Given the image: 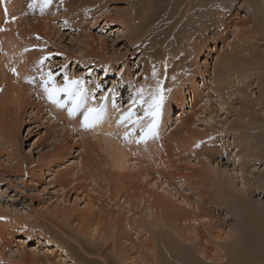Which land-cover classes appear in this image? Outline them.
Segmentation results:
<instances>
[{"label":"rangeland","instance_id":"1","mask_svg":"<svg viewBox=\"0 0 264 264\" xmlns=\"http://www.w3.org/2000/svg\"><path fill=\"white\" fill-rule=\"evenodd\" d=\"M72 1L74 7L82 5L80 11L85 12L88 10L83 2L90 3L94 0ZM97 1V8L104 6V10L97 15L99 17L94 18L91 24L89 19L84 20L80 29H74L75 22L66 20L71 19L73 14L63 7V0H51L44 9V0H0V28L13 32L12 37L20 42L10 54L0 47V51L7 52L3 53L6 61L3 62L4 65H1L0 59V264H94L103 259L109 264H121L115 255L116 247H120L122 256L127 258L126 264H154L159 251L156 236L163 229L159 222L173 211L186 212L183 210L186 208L191 212L192 208L188 210L189 203L200 205L196 192L205 177L209 180L229 181L238 194L248 195L257 202L256 207L264 211V191H256L261 180L264 187V62H252L249 59V63L241 61L240 65H235L242 76L247 77L251 72L253 77V80L249 79L253 87L249 89V95L256 103H261L260 106L257 103L258 106L255 107V116L244 117V114L252 110L253 105L248 110L245 105L247 98L239 93H229L225 97L226 102L217 95L212 96V99L208 98L211 99L208 102L210 105L207 100L201 102L198 99L200 102L196 100L194 108H190L193 93L207 98L210 90L207 91L205 87L211 85L210 78L216 71L220 54L225 52L223 50H229V53L233 51L235 57H241L239 51L243 49L238 33H233L231 28L232 30L226 29L228 33L226 32L225 37L215 36L216 44L211 42V31L207 32L211 39L209 47L196 54V50L189 49L195 30L205 25L207 29L215 28L217 20L214 6H224L226 10L237 8L234 11L240 17L248 16L249 6L246 0H226L224 3L211 5H205L202 0H192L194 5H191L190 13L193 14L185 13L188 4L182 6L181 11H175V0H172V4L164 0H153L148 16L140 22L136 19L138 23H133L131 27L126 22L119 26L107 25L106 18L114 13L123 15L124 18L132 17L129 14L133 9L137 12V2L145 0H128V4L123 0ZM199 17L202 20L199 21ZM256 18L261 23V32H264V21L258 12ZM23 21L26 28L18 30L16 25ZM130 21L133 22L130 19L128 23ZM151 21L150 31L141 37L146 38V42L138 43L142 39L136 36L138 33L141 36L146 23L150 25ZM38 23L47 24L48 28L55 31L46 28L39 30ZM3 31H0V42L4 46ZM124 35L130 42L133 41V45ZM84 50L91 53L87 56ZM185 50L190 53L188 59L184 58L187 53ZM39 51L43 56L41 52L38 54ZM34 55L38 61L47 58L42 72L45 75L49 71L53 72L57 86L63 85L65 75L69 80L83 79L88 103L97 108L105 106L106 113L102 122L104 131L101 128L98 133L117 142L120 147L123 146V150L129 154L128 161L132 159L130 165L115 169L98 155L95 148L89 151L86 146L84 150V144L90 146L93 142L95 146L98 145L95 139L100 136L95 134L93 128L84 129L81 126L82 110L74 116L68 115L67 107L70 104L67 103V97H61L66 107L58 118L48 110V106L39 101L36 92H32L34 103L41 107L43 114H39L35 106L26 111V116L18 119L23 111L20 105H23L25 96L17 101L13 100L9 87L17 84L13 77L17 78L18 71L23 68L24 77L33 75L34 78L33 85L29 83L26 84L27 87L32 90L42 89V73L38 70V61L32 69H25ZM244 55L250 56V52H244ZM182 59L184 67L179 62ZM8 61H14V64L9 65ZM149 64L158 71L163 67L168 68L166 71L169 72L174 68H181L182 72L186 70L184 73L189 71L195 76L197 89H191L190 82L182 87L183 92L180 91L184 105L175 103L174 108L170 109V123L164 118L165 109L168 110L164 106L167 85L169 86L167 76L164 79L159 75L154 80L155 73H144ZM13 68L16 69V75L11 71ZM175 72H166L165 75H182ZM126 75L128 78L124 77ZM190 78L187 77L188 80ZM158 80L165 85H160ZM173 83L178 85L179 81L173 79ZM1 84H5V87ZM158 85L163 89L164 101L156 135L141 140L140 127L134 126V123L119 124L115 117L127 113L130 108L136 116L144 117L147 104L134 105L132 102L138 99L140 89L144 90L145 100H149L150 93ZM173 88L178 90L177 87ZM43 101H48L45 96ZM181 116L190 118L189 127H181ZM163 118L165 121H162ZM150 120L151 117H144L140 124L146 129ZM114 121L120 125L117 130L114 129ZM54 124L59 128L65 125L63 128L82 144L76 143L69 136L64 142H68L64 145V150H70L66 154L56 155V147L61 144L62 139L53 127ZM109 131L112 136L108 134ZM171 132L172 139L166 141L167 149L164 152V147H159L164 145V139ZM10 139H16V148L7 145ZM237 139L240 147L235 146ZM250 145H255L256 151L252 150L249 158H245L247 156L242 153V149ZM157 149L159 153L154 155L152 152ZM204 149L209 151L208 155L201 154ZM167 153H171V156ZM81 162L84 169L76 175ZM225 214L216 215V220L222 221V225L212 223L208 231L202 229L212 245L216 241L212 242L215 239L210 233L214 238L219 237L220 232L225 237L229 229L238 224L233 213L230 218H226ZM237 228L232 233L234 237L217 242L220 245L234 243L238 238ZM164 229L169 231L165 227ZM198 242L194 240L191 247H197ZM32 254L34 256L30 257Z\"/></svg>","mask_w":264,"mask_h":264},{"label":"bare ground","instance_id":"2","mask_svg":"<svg viewBox=\"0 0 264 264\" xmlns=\"http://www.w3.org/2000/svg\"><path fill=\"white\" fill-rule=\"evenodd\" d=\"M63 1H64L63 7L68 12H70V14H73L71 19L67 18L66 20H70V23L75 22V26L73 27L74 29H80L83 26L84 20L88 21V19H89L90 24H91L93 22L94 18H98L99 16H97V15H99V13H101V11L104 10V6H101V8H97V6L99 4V1H97V0H94L93 2H90V3L89 2L88 3L83 2L84 6L88 10L85 12L80 11L82 5H81V7H79V6L74 7V5H73L74 2L72 0H63ZM123 1H125L126 3L129 2L128 0H123ZM164 1L172 4L171 3L172 0H164ZM193 1L192 0H175L173 7H174L175 11H178V10L181 11V7L188 4V7H187L185 13L193 14V13H190L191 7H192L191 5H194ZM202 1L205 3V5H211L213 3H219V2L224 3L226 0H202ZM231 1H235V0H231ZM246 2H247L246 4L249 6V9L247 7V9L249 11L248 16L244 15L243 18L240 17L239 13H237V11L235 13V11H234L237 9L236 7H235L236 9H234V10L231 7L232 10L234 11V12H232V10H226V8L224 6H223V8L220 6H214V11L216 12L215 19L217 20V24L215 25V28L208 27V29H207V27L205 25L204 27H201L200 29L195 30L194 37H192V43L190 44L189 49L196 50L197 51V53L195 52L196 54L202 53L204 51V49H207V47H209L208 43L211 41V39H210V37H208L209 34L207 35V32L211 31L210 34H213V41H211V42L216 44L214 41V38H216L215 36L218 35V37L223 38L228 33V30L226 31V29H231V28L233 29V33H235V32L238 33V35L241 39L240 41H242L241 44H242L243 49H241L240 51L238 50L241 57H235L234 55H236V54H233V51H232V53L231 52L229 53V50H228V52H227V50H223L225 52H222V54H220V59L218 61L216 71L214 70L213 77L210 78L211 85L205 87V89H207V91L210 90L209 91L210 94L208 92L207 98L204 99L206 96L205 97L201 96L200 94H198L196 92L193 93L194 96L191 98V101L193 103L190 107L191 109L194 108V104L196 103V100H198V99H201V102L207 100V104H208V102L211 101L212 96L217 95V97L219 99L225 101V97L228 96L229 93H233V94L239 93L243 97L247 98V104H245V105H247L246 107L248 110H250L252 108V105H253L252 110H250L249 113L244 114V117H248V116L251 117V116L256 115L257 111H256L255 107L258 106L257 103H259V102L256 103V101L254 99H252L251 96L249 95V89L252 87L250 80H253V79H251V78H253L252 75L250 74L251 72H249V75L247 77H244L239 73V70H238V68L235 67V65H240L241 61L242 62L248 61V63H249V59H251V61L253 60L254 62H261V61L264 62V48H263L264 47V44H263L264 32H261V30H260L261 23L256 18V14L258 12V15L262 16V19L264 21V1L263 0H246ZM137 4H138L137 12L133 9V11H131V14H129V15H132V17L129 16V18H124L123 15H119L118 13H114L113 15L110 14V16L108 18H106V19H108V21H106L105 23L107 25L108 24H114L116 26H119L121 24H125V22H126L127 25H129V27H131L133 23H135V24L138 23L136 21V19H139V22L143 21L148 16L147 14H148L149 9L151 8V5H153V0H145V1L137 2ZM44 7L45 6H43L42 9H44ZM195 11H196V13L198 12L197 10H195ZM127 13L128 12L126 11V14ZM179 14H180V12H179ZM76 18H78L77 21L75 20ZM130 19H132L133 22L130 21L128 23V20H130ZM188 19H189V22L192 23L190 21V18H188ZM66 20H65V22H66ZM200 20H202V19H200V17H199V21ZM235 20H238V21H235ZM67 22H69V21H67ZM46 25L45 24L43 25L42 23H38L37 28L39 30L46 28V30L55 31L51 27L48 28ZM148 25L149 24L146 23V25H145L146 27H145L143 33L141 34V36H140V33H138L136 38L140 39L142 36H144V35L146 36V34H148V32L150 31L149 28L152 25V21H151V24L149 26ZM16 26H17L16 28L18 30L23 31L26 28V23H25V21H23V22H20ZM30 26L32 27V24H30ZM5 27H7V26H5ZM28 28H30V27H28ZM86 29H87V27H86ZM32 30H34V28H32ZM136 31H137V29H136ZM3 32H5L4 34H2V36L5 35L4 36L5 37L4 38L5 44L3 46L2 42H0V47L5 48L7 50V52L9 53L10 51H12V49L15 46L20 45V42H19V40H15V37H12L14 35L13 32L10 33V32L5 31V30ZM235 35H237V34H235ZM0 37H1V35H0ZM125 37L126 36L124 35V38ZM239 37H237V38L239 39ZM19 38H20V35H19ZM0 39H2V38H0ZM26 39H27V37H26ZM125 39L130 44H132L133 41L130 42V39L128 37H126ZM145 40H146V38H143L141 41L138 40L137 42L138 43H140L142 41L146 42ZM0 41H2V40H0ZM237 41L239 43V40H237ZM28 43H29V41H28ZM241 44H240V48H241ZM134 45H136V44H134ZM5 49H4V51H5ZM228 49H230V48H228ZM233 50H234V48H233ZM185 51L187 52V50H185ZM0 52H1V58L0 59L2 62L1 65H4L3 62L5 61L4 60L5 57L3 56V53L6 54L7 52L6 51L3 52V50H1ZM40 52L41 51H39L38 54ZM84 52H85V54H87V56L91 53V51H88V50H84ZM244 52H250V56L244 55ZM20 54H22V53H20ZM41 54H42V52H41ZM36 55H34V58L32 57L33 59L28 61L29 63L27 64V67H25V69H28V70L32 69L34 63L36 61H38V58H36ZM42 56H43V54H42ZM94 56L100 57L98 54H94ZM189 56H190V53L187 52L186 55L184 56V58L188 59ZM11 58H13V57H11ZM14 58H16V56ZM19 58L21 59L20 55H19ZM141 60L144 61L143 58ZM8 62L7 63L10 65L14 61H12V62L8 61ZM179 62L183 64L182 67L185 66L184 59H182ZM12 64H14V63H12ZM15 64H16V62H15ZM252 64L253 63H251V65ZM179 66H181V65L179 64ZM260 66H262V65H260ZM0 69H2V68H0ZM20 69H21V67H20ZM153 69H154V67H152V65L149 64L148 68L146 69V71H144V73L145 72L155 73L154 74L155 75L154 80H157V78H159V75L161 76V78L164 77V79H165V76H167L166 82H167V84H169V86L167 85L168 92L166 95L167 99H166V103L164 104V106L166 105L168 107V110L165 109L166 113H164L165 114L164 118H165V120L167 118L168 119L167 122L170 123V121H171L170 114H171L172 108H174V106H175V103L176 104L178 103L182 106L184 105L183 94H181V91L183 92L182 87L187 82H190V84L192 85L191 89H197V88H195L197 86L195 81H194L195 76H194V74L192 76V73L189 71L184 73L186 70H183V72H182L181 68H180V70H176L177 68H174V70L170 71V72L168 70L166 71V69H168L166 67L161 68V71L160 70L158 71L156 69L153 70ZM22 70H23V68L20 71H18L19 76L17 75V78H16V76L13 77V79H15L17 81L16 82L17 84H13V85L11 84L12 86L9 84L10 85L9 90L11 91L10 96L12 97L13 100L17 101L18 99H20V98L22 99L23 96H25V100L23 101L24 102L23 105L22 106L20 105V107H21V109H23V111H22L20 117L18 115V119L19 118L22 119L24 116H26L27 115L26 111L28 109H32L35 106H37L34 103V100L32 98V92L33 93L36 92L39 101H42L43 104L48 106L47 107L48 110L51 111L55 117L59 118L60 115H62L65 111L63 109L57 108L55 105L51 104L49 101L44 102L43 98L45 95L43 93V89L37 88L35 90H32L30 87H27L26 84H29V83L26 82V78H28V77L33 78V75H29L27 77H24ZM166 72H167V74L168 73L173 74L174 72H175V74L176 73L177 74L182 73V75L181 76L175 75V76L169 77L168 75H165ZM188 76L191 77L190 80L187 79ZM124 77L128 78V75H126ZM3 78H4V75H3ZM10 78H12V77H10ZM173 79L176 82L179 81V84L177 85L176 83H173ZM6 82H7V80H6ZM11 82L13 83L15 81L13 80ZM182 82H184V83H182ZM203 82H205V81H203ZM262 82H264V81H262ZM159 83H160V85L163 84L162 81H159ZM1 85L4 86L5 84H1ZM7 85H8V82H7ZM30 85H33V83H30ZM163 85H165V84H163ZM172 85L174 87H177L178 90L176 89L177 90L176 91ZM2 89L4 91V88H2ZM252 89H253V87H252ZM192 92H193V90H192ZM4 93H6V92L4 91ZM230 95H232V94H230ZM45 98H46V96H45ZM208 98H211V99L209 100ZM0 102H2V100H0ZM210 104H208V105H210ZM260 104L261 103H259V106H260ZM166 106H165V108H166ZM261 106H262L261 108H263V105H261ZM37 109H38L37 112L39 114L40 113L43 114L41 107L37 106ZM105 113H106V110H105ZM122 115H124V114H119L115 117L117 122L119 121V119ZM166 115H167V117H166ZM164 118L162 119V121H165ZM189 119L187 117H182L180 123L183 125H181V127L182 126H184V128L189 127L188 126L189 125L188 124ZM60 120H61V118H60ZM66 121H67V119H66ZM68 121H69V119H68ZM61 122H63V121L61 120ZM102 122H100L99 124H97L93 128L94 132H96L95 134L96 135L99 134V136H100V138L95 139L98 142V145L95 146L93 142L89 141V142H91L90 144H92L93 146L92 145L89 146V145L84 144L85 146H82V147L85 150V148L87 146L88 149H86V150H89V151H91L93 148H95L94 150H97L96 152L98 153V155L102 156L101 158L104 159V161L108 162L115 169H122L126 165H130L129 162L132 161V159H130V161H128L129 154L127 153V151H124L125 149L123 150L124 147L123 146L120 147L121 145L117 144V142L110 141L109 139L102 136L101 133H98L100 131V129L104 127ZM113 123H114V129L115 130L119 129L120 125L118 126L115 121ZM162 124H164V123H162ZM59 125H61V124H59ZM53 127L55 129H57V131H58L57 133L59 134L60 139H62L61 144L58 147H56V150H55L56 155L66 154L70 150V149L64 150V145L68 144V142L66 144H64V142L66 141V138H69V136H72L71 139H74L76 141V143H79V144L81 143L78 139L76 140V138L71 134V132H69L68 130L63 128V127H66L65 125L63 127L59 128V126H56L54 124ZM101 130L104 131V128ZM76 132L78 133V131H76ZM115 132H118V131H115ZM108 134L112 136V133L110 131ZM172 136H173V133L171 132L168 137H166L165 139L163 138L164 139V145H161L159 148L164 147V152L167 149L166 145H165L166 141L171 140ZM240 141L242 142V139ZM7 145H11L12 147L16 148V139L8 140ZM239 145L240 144H239L238 139H237V143L235 144V146H239ZM255 147H256L255 145H250L249 147L242 149V153L245 156H247L245 158H249L250 152L252 150L256 151ZM152 153L154 155H156V153H159V149H157L155 152H152ZM254 153L257 154V152H254ZM199 154H200V152L197 154V156ZM201 154H207L208 155L209 151H206V149H204ZM130 155H133V154H130ZM168 155L171 156V153H169ZM194 155H195V153H194ZM130 158H131V156H130ZM109 159L111 160V162H109L110 161ZM100 161H101V159H100ZM138 162H139V160H138ZM134 164L135 163H133V166H134ZM78 167H79V169H78L76 175H78L79 171H81V170L83 171L84 164L81 162ZM178 170H181V169H178ZM79 175H80V173H79ZM261 181L258 182L260 184L257 187V190H256L257 192L260 190H261V192L264 191L263 183H261ZM255 192H254V194H255ZM196 194L198 196V200L200 202V205L198 203V205L196 206V205H194L192 203L190 204L188 202L189 208H190L188 210H191V208H192L191 212L187 211L186 208H183V210L186 212L173 211L168 215L167 218H165V219L163 218L164 220L159 222L161 228H163V229H161L156 236L159 251H157V253H158L157 260L153 261V263L154 264H264V211L262 209L258 208V206L256 207L257 202H254L252 200V198L249 197L248 195L245 196V194H242V195L238 194L235 191V189L230 186L229 181H227V180L224 181L221 179H218L217 181L212 180V179L209 180L208 177L207 178L205 177V179L201 180L200 186H198ZM249 195H253V194H249ZM217 213H226L225 214L226 218H230L232 216L231 214L233 213L234 220L237 221L238 224L231 227L229 229V232L225 234V237H223L224 234L223 233L221 234V232L218 233L219 237H217V238H214L213 235L210 233L211 237L213 239H215L212 242L216 241V243H214V245H212V244H210L208 237L202 231V229H205L206 231H208V228H209L210 224H212V223H216V225H217V223H221V225H222V221L216 220L217 219V217H216ZM158 227H159V224H158ZM164 227L169 229V231L165 230ZM236 227H238L237 228L238 229V238L235 239L234 243H229L226 245H220L217 242V241L223 240L225 238L227 239V238L234 237V236H232V233H234V229ZM236 234H237V232H236ZM175 238H177L178 240H175ZM194 240L199 241V242L197 243V247L195 246V248H192L191 243H193ZM130 250H132V248H130ZM56 252H57V250H56ZM115 255H116L117 260L121 264H126L127 258L122 256V252H121L120 247L115 248ZM33 256H34L33 254H32V256L30 255V257H33ZM35 261L37 263H39V261H37V260H35ZM48 261H50V260H48ZM94 264H109V263L107 262L106 259L105 260L103 259L102 261L101 260L96 261V263H94Z\"/></svg>","mask_w":264,"mask_h":264},{"label":"snow or ice","instance_id":"3","mask_svg":"<svg viewBox=\"0 0 264 264\" xmlns=\"http://www.w3.org/2000/svg\"><path fill=\"white\" fill-rule=\"evenodd\" d=\"M51 3V0H44V6H48ZM31 7V5H29ZM13 20L15 18H12ZM0 31H3L0 28ZM27 51V49H26ZM45 59H41L38 61V70L41 71V87L43 89V93L46 96L47 100L55 105L59 109H64L66 107V103L61 101V97H67V103L70 104L67 107L68 115L74 116L77 112H81L83 117L81 126L84 129H92L97 124L102 122L105 118V106L101 105L100 107L91 106L88 103V96L86 95L85 89L83 87L84 81L83 79H72L69 80L67 75L64 76V83L61 86H57L55 80V74L49 71L46 75L42 72V66L45 62ZM14 75L17 74L16 69H11ZM27 83H33L34 78L28 77L26 78ZM138 99L133 100V104L145 105L147 107L144 109V117H151L150 123L145 129L142 124H140V120L144 117L136 116L135 112L132 108L129 109L127 113L122 115L118 121L119 124L134 123V126L141 128V140H146L149 136L156 135V128L158 125V120L160 116V112L163 106L164 95L163 89L158 85L157 89L150 93V99L145 100L144 90L140 89L137 93ZM139 142V141H138Z\"/></svg>","mask_w":264,"mask_h":264},{"label":"water","instance_id":"4","mask_svg":"<svg viewBox=\"0 0 264 264\" xmlns=\"http://www.w3.org/2000/svg\"><path fill=\"white\" fill-rule=\"evenodd\" d=\"M264 1V0H263Z\"/></svg>","mask_w":264,"mask_h":264}]
</instances>
